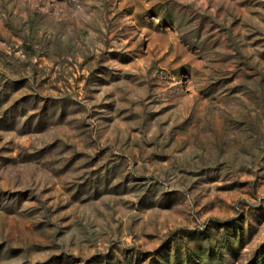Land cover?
<instances>
[{"label": "rangeland", "instance_id": "374dc122", "mask_svg": "<svg viewBox=\"0 0 264 264\" xmlns=\"http://www.w3.org/2000/svg\"><path fill=\"white\" fill-rule=\"evenodd\" d=\"M0 264H264V0H0Z\"/></svg>", "mask_w": 264, "mask_h": 264}]
</instances>
